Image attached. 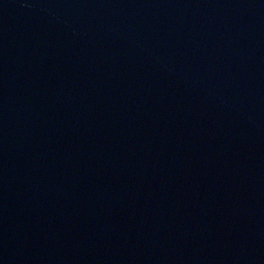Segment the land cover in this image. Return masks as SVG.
I'll use <instances>...</instances> for the list:
<instances>
[{"label": "water", "instance_id": "obj_1", "mask_svg": "<svg viewBox=\"0 0 264 264\" xmlns=\"http://www.w3.org/2000/svg\"><path fill=\"white\" fill-rule=\"evenodd\" d=\"M0 264H264V0H0Z\"/></svg>", "mask_w": 264, "mask_h": 264}]
</instances>
